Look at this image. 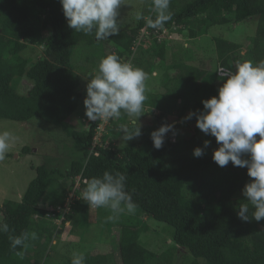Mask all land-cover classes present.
<instances>
[{"label": "trees", "instance_id": "1", "mask_svg": "<svg viewBox=\"0 0 264 264\" xmlns=\"http://www.w3.org/2000/svg\"><path fill=\"white\" fill-rule=\"evenodd\" d=\"M170 11L172 19L163 29L147 28L146 19L136 18L134 24L120 28L119 35L97 41L94 33L85 35L68 26L59 0H0V121L25 123L38 118L60 129L81 151L65 173L45 165L33 168L36 175L20 200L0 205V220L10 228L9 233H0V264H42L52 242L69 224L72 231L75 227L82 231L75 253H84V264H176L171 251L180 250L190 255L180 264H264V219L242 221L237 215L239 204L246 202L242 190L251 179L247 168L231 162L218 166L212 159L218 148L215 137L196 127L195 116L184 119L190 111L203 110V100L218 94L223 83L217 75L220 67L234 70L238 61H264V0H171ZM140 14L155 18L150 0ZM230 24L247 25L250 30L243 44L214 37L210 52L221 54V59L196 65L178 52L164 56L162 35L178 34L191 41ZM36 46L41 48L40 56L26 57ZM135 49L139 55L134 65L149 64L152 75L160 73V88L155 93L146 89L142 115L135 124L122 112L111 119L100 146L93 147L99 120L83 130L68 122L81 106L80 75L93 78L100 59L112 53L130 63ZM22 80L31 84L25 94L18 92ZM177 118L191 128L189 137L180 135L184 128L176 125ZM127 122L142 126V139L120 148L121 132L117 130ZM164 124L173 125V130L156 149L151 133ZM205 140L210 141L207 148ZM196 147L204 148L202 157L193 156ZM21 153L28 155L31 150L25 146ZM105 171L126 176L125 189L136 210L126 212L124 222L117 225V239L110 237L113 249L102 253L89 251L83 238L91 209L97 208L83 200L86 185L82 181L102 177ZM77 177L79 190H75ZM49 193L54 198L46 208L49 202L43 199ZM71 193L75 197L70 212L63 219L61 213L50 216ZM140 216L169 229L171 245L162 254L142 244L137 228ZM24 231L35 232L37 239H29L27 248L13 250L8 236ZM73 244H65L58 263L71 264Z\"/></svg>", "mask_w": 264, "mask_h": 264}, {"label": "clouds", "instance_id": "2", "mask_svg": "<svg viewBox=\"0 0 264 264\" xmlns=\"http://www.w3.org/2000/svg\"><path fill=\"white\" fill-rule=\"evenodd\" d=\"M59 2L68 26L74 31L85 35L94 33L97 41L119 35L117 17L123 0ZM150 3L155 18H145L138 13L137 19H146L147 28L163 29L165 23L172 19L171 0H150ZM217 75L223 82L218 94L203 100V110L190 111L184 119L190 120L195 116L196 127L204 134L215 137L218 148L213 151L212 159L218 166L225 167L231 162L233 166L247 168V175L251 179L242 190L246 202L239 204L237 215L242 221L254 218L259 222L264 219V61H238L234 70L220 67ZM145 79L146 73L142 68L123 62L115 53L101 58L97 74L86 86L83 101L85 115L91 122L99 119L111 121L112 118H119L123 112L135 124L142 115L146 100ZM171 130L173 125L164 124L151 133L156 149L163 146L164 137ZM121 132L125 141L131 140L141 135L140 125L134 134H130L124 126H121ZM13 139L11 132H0V159L4 158ZM209 144L210 141L205 140L204 148ZM204 148H194L193 156L202 157ZM125 181L124 174L105 171L102 177L84 181L86 187L82 198L91 208L109 209L112 215L107 220L110 221L118 219L125 212L133 214L136 205L125 189ZM9 232V225L0 220V233ZM8 239L13 250L27 248V241L37 239V234L24 231L20 235L10 234ZM16 255L22 253L16 252ZM84 261V253H73L71 264H84Z\"/></svg>", "mask_w": 264, "mask_h": 264}, {"label": "rangeland", "instance_id": "3", "mask_svg": "<svg viewBox=\"0 0 264 264\" xmlns=\"http://www.w3.org/2000/svg\"><path fill=\"white\" fill-rule=\"evenodd\" d=\"M147 5L148 0H123L122 6L118 9L119 15L117 17L120 28H126L128 25H131L132 21L134 24L137 14L143 10V7L146 9ZM249 30V26L247 25L238 27L237 25L230 24L222 28L216 27L207 35L199 34L200 36L198 35V38L191 41L178 34H166L159 38L165 39V42L161 46H164L167 50L166 51L162 48L163 52L165 50L164 56L168 58L171 52H178L180 53V56L182 54L185 56L187 62L197 65L204 60L212 61V58L213 60L216 58L221 59V54L210 52L214 50V37L219 36L221 38H228L234 40L236 43L243 44ZM135 50L136 51L131 58L133 61L130 62L133 66H136L134 65V62L136 61L135 57L139 55V51H137V49ZM241 50V52L244 53V49L242 48ZM40 52L41 48L36 46L30 48L29 51L25 53V56L36 58L40 56ZM145 65L143 67L141 66V68L146 73V89L155 93L160 88V73L155 72V74L152 75L150 65ZM88 81L89 79L86 75H80L79 91L82 94L80 100L81 106L79 105L76 111L77 113L68 120L71 126L82 130L84 128L86 129L89 126V122H91L85 115V106L83 104V101L86 98V86ZM30 86L31 84L29 82L22 80L18 92L20 94H25ZM173 117L176 118V115ZM175 121L179 128H184V132L180 133V135L184 134L189 137L191 128L188 124L186 125L178 118L175 119ZM141 124L144 125L142 120ZM124 127L128 128L130 134H134L135 129L139 126L133 127L127 122ZM141 128L142 126H140V132ZM3 131L11 132L14 139L10 141V147L6 151L4 158L0 159V205L5 201L18 202L20 200L26 187L36 175L33 168L45 165L50 169H58L65 173L69 168V163L73 159L81 157V151L73 146L71 140L67 139L60 129L46 124L38 118H33L25 123L0 121V132ZM117 132H121V127ZM140 139H142L141 135L125 141L121 132V139L119 140L118 145L121 148L129 143L138 144ZM25 146L29 147L31 150V153L28 155H23L21 153V148ZM53 198L54 194L44 197L43 200L49 202V204L46 205V208L52 203ZM109 215H112L109 209H91L89 216L90 223L89 226L86 227L83 236L84 240L87 242V248H89V251L94 252L97 250L98 252L104 253L111 252L113 249L111 238L117 239V225L124 222L123 219H125L124 216L126 215V212L120 214L118 219L114 221L107 220ZM137 220V228L140 231L139 237L144 246L148 247V249L156 255L162 254L163 251L169 248L171 242L167 233L169 229L166 225L145 216H140ZM72 230V224L63 228L61 234L58 235L55 241L51 244L52 249H50L48 259H44L42 264H60L57 261V256H60L59 254L64 252L65 244H76V246L72 248L74 249V252H77V248L79 247L77 235L81 234L82 231L77 227L74 228V231ZM71 231L73 232L72 234ZM84 248L86 249V247ZM171 253L174 260L176 259V264H180L183 261L185 263L186 260L190 259V255L188 254L187 257L186 255L184 256V254H182L184 252H181V250L180 252L171 251Z\"/></svg>", "mask_w": 264, "mask_h": 264}, {"label": "built area", "instance_id": "4", "mask_svg": "<svg viewBox=\"0 0 264 264\" xmlns=\"http://www.w3.org/2000/svg\"><path fill=\"white\" fill-rule=\"evenodd\" d=\"M109 125H110V119H108V120L99 119V122L97 123V125L95 127V136L93 138V143H92L93 147L101 144L100 143V137L102 136L103 132L106 130V128ZM79 180H80V177H77L76 181H75V190H79V186H80ZM84 181L85 180H83L82 182L84 183ZM74 195H75L74 193H71L70 195H68V197L65 198V200H64V204L57 206L51 212L50 216L54 217L56 213H61L62 219H63V216L70 212V206L73 202V198L75 197ZM60 222H61V220L57 221V223H60Z\"/></svg>", "mask_w": 264, "mask_h": 264}]
</instances>
